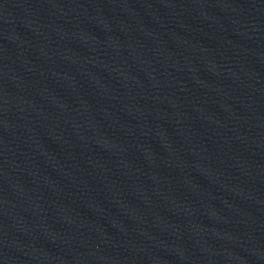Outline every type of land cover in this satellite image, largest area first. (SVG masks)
Here are the masks:
<instances>
[{
    "label": "water",
    "instance_id": "obj_1",
    "mask_svg": "<svg viewBox=\"0 0 264 264\" xmlns=\"http://www.w3.org/2000/svg\"><path fill=\"white\" fill-rule=\"evenodd\" d=\"M0 264H264V0H0Z\"/></svg>",
    "mask_w": 264,
    "mask_h": 264
}]
</instances>
